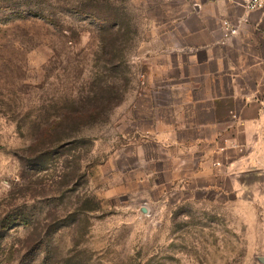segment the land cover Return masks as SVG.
I'll return each mask as SVG.
<instances>
[{
	"label": "rangeland",
	"instance_id": "374dc122",
	"mask_svg": "<svg viewBox=\"0 0 264 264\" xmlns=\"http://www.w3.org/2000/svg\"><path fill=\"white\" fill-rule=\"evenodd\" d=\"M179 2L0 0V264H264L263 170L214 183L150 132L154 26ZM102 88L124 93L107 121L35 146Z\"/></svg>",
	"mask_w": 264,
	"mask_h": 264
},
{
	"label": "crops",
	"instance_id": "0c3cea01",
	"mask_svg": "<svg viewBox=\"0 0 264 264\" xmlns=\"http://www.w3.org/2000/svg\"><path fill=\"white\" fill-rule=\"evenodd\" d=\"M176 1L181 8L168 7L154 26L161 49L152 51L150 78L165 80L169 99L151 107L150 132L155 141L181 145L197 161V175H211L214 183L245 165L264 172V8ZM227 21L237 28L230 36Z\"/></svg>",
	"mask_w": 264,
	"mask_h": 264
},
{
	"label": "trees",
	"instance_id": "16d2710c",
	"mask_svg": "<svg viewBox=\"0 0 264 264\" xmlns=\"http://www.w3.org/2000/svg\"><path fill=\"white\" fill-rule=\"evenodd\" d=\"M90 2V0H87ZM105 1V0H104ZM117 30L113 28L111 33L113 44L118 41L121 27L120 23H117ZM102 28H104L102 26ZM97 92L88 103L82 106H73L65 108L58 118L50 121L45 129L41 132L40 136L35 140V146L43 145L44 143L54 142L58 143V149L66 147L64 143L66 131L79 133L82 127L100 121H107L109 119L110 112L114 107L118 106L124 99V93L116 92L115 89H101ZM95 204L94 199H91ZM97 206V204L95 205Z\"/></svg>",
	"mask_w": 264,
	"mask_h": 264
},
{
	"label": "built area",
	"instance_id": "2783aa9c",
	"mask_svg": "<svg viewBox=\"0 0 264 264\" xmlns=\"http://www.w3.org/2000/svg\"><path fill=\"white\" fill-rule=\"evenodd\" d=\"M238 3L248 12L261 10L264 8V0H238ZM227 36L233 35L237 32V28L229 21L225 23Z\"/></svg>",
	"mask_w": 264,
	"mask_h": 264
},
{
	"label": "water",
	"instance_id": "95a60500",
	"mask_svg": "<svg viewBox=\"0 0 264 264\" xmlns=\"http://www.w3.org/2000/svg\"><path fill=\"white\" fill-rule=\"evenodd\" d=\"M261 261L264 263V257L261 258Z\"/></svg>",
	"mask_w": 264,
	"mask_h": 264
}]
</instances>
